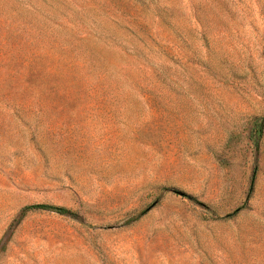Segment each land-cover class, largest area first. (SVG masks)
Masks as SVG:
<instances>
[{"label":"rangeland","instance_id":"obj_1","mask_svg":"<svg viewBox=\"0 0 264 264\" xmlns=\"http://www.w3.org/2000/svg\"><path fill=\"white\" fill-rule=\"evenodd\" d=\"M261 118L264 0H0V264H264Z\"/></svg>","mask_w":264,"mask_h":264},{"label":"trees","instance_id":"obj_2","mask_svg":"<svg viewBox=\"0 0 264 264\" xmlns=\"http://www.w3.org/2000/svg\"><path fill=\"white\" fill-rule=\"evenodd\" d=\"M263 133H264V118H261L255 121L254 132L251 135V140L256 148H259V141L263 137ZM28 211H45V212L56 213L61 216H74V213H72V211L64 207L51 206V205H37L33 207H27L24 209L23 212L26 213Z\"/></svg>","mask_w":264,"mask_h":264}]
</instances>
